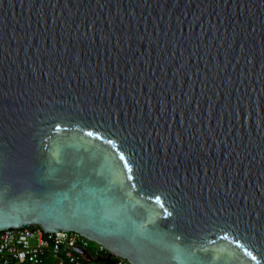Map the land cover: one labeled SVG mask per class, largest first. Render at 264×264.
Returning <instances> with one entry per match:
<instances>
[{"label": "water", "instance_id": "water-1", "mask_svg": "<svg viewBox=\"0 0 264 264\" xmlns=\"http://www.w3.org/2000/svg\"><path fill=\"white\" fill-rule=\"evenodd\" d=\"M34 226L264 264V0H0V232Z\"/></svg>", "mask_w": 264, "mask_h": 264}, {"label": "built area", "instance_id": "built-area-1", "mask_svg": "<svg viewBox=\"0 0 264 264\" xmlns=\"http://www.w3.org/2000/svg\"><path fill=\"white\" fill-rule=\"evenodd\" d=\"M89 247L90 240L77 232H43L40 226L7 229L0 232V264H44L47 260L55 264H93L75 250ZM95 252L107 251L99 246ZM115 264L132 263L118 258Z\"/></svg>", "mask_w": 264, "mask_h": 264}, {"label": "trees", "instance_id": "trees-1", "mask_svg": "<svg viewBox=\"0 0 264 264\" xmlns=\"http://www.w3.org/2000/svg\"><path fill=\"white\" fill-rule=\"evenodd\" d=\"M96 250L91 248V246L84 250V260L93 264H115L118 260L117 257H114L109 252H102L96 254ZM44 264H55L51 260L45 261Z\"/></svg>", "mask_w": 264, "mask_h": 264}, {"label": "snow or ice", "instance_id": "snow-or-ice-1", "mask_svg": "<svg viewBox=\"0 0 264 264\" xmlns=\"http://www.w3.org/2000/svg\"><path fill=\"white\" fill-rule=\"evenodd\" d=\"M56 127H57V129H59L60 125H57ZM88 134H89V135H96L95 133H92V132H89ZM155 199H156L157 201H159V200H160V197L157 196V197H155ZM164 214H165V215H170V214L167 212V210H165V213H164Z\"/></svg>", "mask_w": 264, "mask_h": 264}, {"label": "rangeland", "instance_id": "rangeland-1", "mask_svg": "<svg viewBox=\"0 0 264 264\" xmlns=\"http://www.w3.org/2000/svg\"><path fill=\"white\" fill-rule=\"evenodd\" d=\"M33 243H34V241H33ZM90 246H91V248H93V249H95V250H97L98 247H99L96 243H94V242H92V241H90Z\"/></svg>", "mask_w": 264, "mask_h": 264}, {"label": "crops", "instance_id": "crops-1", "mask_svg": "<svg viewBox=\"0 0 264 264\" xmlns=\"http://www.w3.org/2000/svg\"><path fill=\"white\" fill-rule=\"evenodd\" d=\"M53 262V261H52Z\"/></svg>", "mask_w": 264, "mask_h": 264}]
</instances>
